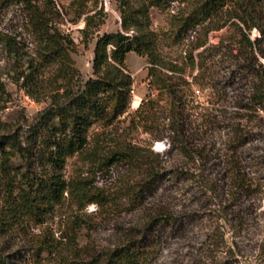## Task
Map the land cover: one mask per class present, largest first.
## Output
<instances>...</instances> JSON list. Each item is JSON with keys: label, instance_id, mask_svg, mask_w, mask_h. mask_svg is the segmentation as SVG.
<instances>
[{"label": "trees", "instance_id": "obj_1", "mask_svg": "<svg viewBox=\"0 0 264 264\" xmlns=\"http://www.w3.org/2000/svg\"><path fill=\"white\" fill-rule=\"evenodd\" d=\"M90 1L94 0H71L69 4L75 19L84 16L85 26L81 30L84 43L99 25L95 20L99 13L88 14ZM114 1L119 6L121 29L97 36L93 76L74 89L77 72L71 53L75 51V43L53 24L60 17L53 0H4V5H16L21 10L26 33L32 40V54H28L25 39L0 32L6 55L14 64L26 63V72L21 74L24 85H28L31 93L36 81L49 71L51 78L44 84L45 88L53 86L55 92L62 90V93L51 97L24 142L15 134L0 136V235L25 223L42 224L60 204L65 192L100 206L110 202L111 198L92 184L91 177L70 183L64 179L66 160L74 156L88 165L90 175L119 165L134 172L138 178L127 190L134 204L142 205L156 193L165 172L163 161L149 148L132 144L123 133L114 139L107 133L130 104L132 79L125 66L128 53L145 58L148 87L156 95L151 97L148 93L141 99L129 116L126 132L140 128L155 141L167 139L168 154L174 153L178 160L166 175L196 183L204 195H209L216 217L228 229L244 231L254 220L256 203L264 195V183L250 170L259 158L249 159L250 165L243 156L244 148L251 141V131L240 122L264 111V64L259 62L260 58L264 60L262 0H201L190 10L176 14L175 20H170V33L163 35L151 29L150 9L165 11L171 3L186 0ZM224 14L227 19L222 17ZM225 27L232 29L236 36L238 56L245 63L240 66L243 77L239 78L245 81L244 96L237 107L242 114L229 118L213 116L204 108L194 111L196 107L189 106L193 102L186 92L193 83L207 84L204 56L209 47L233 50L223 46L222 40L206 46L205 36ZM196 28L204 40L198 39L181 62L161 56L159 46L164 39L174 45L182 44L184 37ZM253 30L259 34L255 39H251ZM194 49H201L196 57ZM188 68L197 71L190 82L184 76ZM3 92L0 83V93ZM220 125L226 129L222 149L216 147L213 139ZM16 157L22 164H12ZM31 160H38L43 172L31 170L28 167ZM178 215L166 204H153L146 223L137 230L139 237L133 236L124 245L107 250L100 264H150L156 253L152 238L157 228L177 223L181 217ZM76 231L77 223L73 222L63 236V246L58 247L47 238L39 240L38 246L54 257L56 264H79L82 253L76 243ZM222 238V235L215 236L211 245L218 247ZM0 264H10L2 249Z\"/></svg>", "mask_w": 264, "mask_h": 264}, {"label": "rangeland", "instance_id": "obj_2", "mask_svg": "<svg viewBox=\"0 0 264 264\" xmlns=\"http://www.w3.org/2000/svg\"><path fill=\"white\" fill-rule=\"evenodd\" d=\"M201 0H186L174 2L165 11L150 9L151 29L160 34L170 33V20H175L176 14L190 10L195 3ZM60 17L54 19L53 24L64 35L69 36L75 43V51L71 53L73 66L76 69L73 88L82 86L93 76L92 59L93 49L97 36L105 33H114L120 28L119 6L114 0H94L88 4L89 15L98 12L96 22L99 25L93 30V35L83 42L81 30L85 26L84 16L75 19L69 4L71 0H53ZM264 4V0L261 1ZM0 0V32L17 34L24 40L28 54H32V40L26 33L25 18L16 5H4ZM224 19L227 16L222 15ZM202 32L195 29L184 37V43L172 44L165 39L159 46L160 54L167 60L181 62L186 51L196 44L198 39L204 40ZM258 32H251V39L258 37ZM206 46L216 45L223 41L224 48H211L205 53L204 61L207 66L205 85L191 84L187 87L189 106L206 109L213 116L233 117L242 114L237 107L244 96V79L240 70L242 62L236 36L232 29L227 27L219 31H210L206 36ZM190 45V46H188ZM235 45V46H234ZM201 49H194L196 57ZM264 64L263 59H259ZM21 65V66H19ZM14 64L0 43V83L4 92L0 93V136L15 134L24 142L30 134L32 126L39 122L40 114L51 102L52 96H60L62 90L55 92L53 86L45 85L51 78L49 71L44 72L36 81L31 93L24 85L22 72H26V63ZM127 72L132 79L131 99L129 107L123 116L107 131L111 139L118 138L123 133L132 144L149 148L150 151L163 161L162 179L158 183L155 194L146 198L142 205L130 201L129 187L138 178L134 172L124 165L113 166L108 170L89 172L88 165H84L77 156L66 160L63 176L67 182L78 178H90L92 184L111 198L107 205H97L83 202L81 199L65 192L63 198L53 211L46 216L42 224L25 223L22 227L13 228L6 235H0V249L7 256L10 264H56L54 257L38 246L42 238L53 240L58 247L65 244L64 234L69 227L77 223L76 243L81 250L79 264H100V260L107 250L124 245L129 238L137 239V230L147 221L149 209L153 204H166L176 210L181 216L177 223L163 225L157 228L153 239L155 244L154 257L150 264H263L264 262V195L258 200L255 218L245 227L244 231L236 232L228 229L214 212V205L210 204L209 195H204L196 183L188 182L183 178H172L168 169L177 162L175 154H168V141H160L140 128L126 132L129 116L137 108L141 99L148 93L151 97L156 92L148 87L146 80V60L134 53H128L125 58ZM197 71L187 69L185 78L191 77ZM191 74V76H189ZM188 76V77H187ZM135 97V98H134ZM138 98V105H133ZM253 116V115H248ZM241 116H239L240 118ZM245 117V116H244ZM251 131V141L243 150L246 162L251 165V158H259L251 167L256 177L264 183V111L256 113L253 119L248 117L240 120ZM221 126V125H220ZM215 129L214 140L216 147L222 149L226 141V129ZM100 131V129H95ZM14 166L22 164L21 159H12ZM39 161L31 160L28 167L36 172H43ZM249 165V166H250ZM247 204L249 201H246ZM223 238L218 247L211 245L215 236ZM93 258V261H91ZM96 259V260H95Z\"/></svg>", "mask_w": 264, "mask_h": 264}, {"label": "bare ground", "instance_id": "obj_3", "mask_svg": "<svg viewBox=\"0 0 264 264\" xmlns=\"http://www.w3.org/2000/svg\"><path fill=\"white\" fill-rule=\"evenodd\" d=\"M132 104L137 106L138 105V98L134 99L133 102H132Z\"/></svg>", "mask_w": 264, "mask_h": 264}]
</instances>
